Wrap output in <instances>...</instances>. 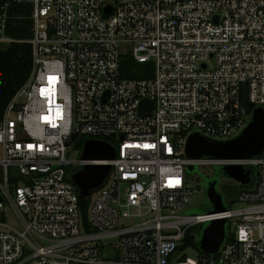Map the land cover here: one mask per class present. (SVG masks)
<instances>
[{
	"label": "built area",
	"instance_id": "1",
	"mask_svg": "<svg viewBox=\"0 0 264 264\" xmlns=\"http://www.w3.org/2000/svg\"><path fill=\"white\" fill-rule=\"evenodd\" d=\"M10 4L31 9L32 64L0 118V264H264V150L184 153L190 134L232 138L248 104L264 108V0H0V42ZM124 55L151 76L121 77ZM82 136L116 139L115 157L68 155ZM85 164L110 166L86 222L67 170ZM223 164L256 168L255 182L224 211L181 212L195 193L187 166ZM216 219V253L178 250Z\"/></svg>",
	"mask_w": 264,
	"mask_h": 264
},
{
	"label": "water",
	"instance_id": "2",
	"mask_svg": "<svg viewBox=\"0 0 264 264\" xmlns=\"http://www.w3.org/2000/svg\"><path fill=\"white\" fill-rule=\"evenodd\" d=\"M108 11V10H107ZM152 109V101L143 99L139 104V111L143 114ZM77 135L74 128L67 143ZM114 137V134L111 135ZM264 150V108L255 107L251 111L250 120L241 132L226 140H212L198 133L188 136L184 153L188 159L211 158L219 160H240L255 157ZM115 147L106 140L86 139L80 152V158L90 159H113ZM194 165H188L190 172ZM110 171L109 165H80L69 175L70 181L78 191V199L82 201L90 193L100 187ZM219 176L232 179L234 182L248 186L251 182V170L241 164L217 165ZM257 175V173H256ZM206 196L212 206L209 212H221L225 210L222 195L216 189V180H210L205 188ZM225 219H216L205 224H200L198 248L205 254L217 252L224 238Z\"/></svg>",
	"mask_w": 264,
	"mask_h": 264
},
{
	"label": "trees",
	"instance_id": "3",
	"mask_svg": "<svg viewBox=\"0 0 264 264\" xmlns=\"http://www.w3.org/2000/svg\"><path fill=\"white\" fill-rule=\"evenodd\" d=\"M31 9L28 5L10 4L6 11V21L4 27V35L12 41L0 42V118L1 115L16 90L22 86L27 80L31 71V45L26 42L31 37ZM134 72H130L132 69ZM151 63L136 64L129 55L121 57L120 75L121 77H147L152 74ZM253 106L247 105V110L250 113ZM85 137H79L77 147H81ZM112 143L111 140H109ZM68 171L75 170L73 168ZM252 170V169H250ZM187 172V171H186ZM251 179L250 185H234L228 189V197H225V205H230L235 199L237 189L239 187H249L253 184ZM89 197L79 201L83 221L86 222L87 209L89 207ZM226 199L229 203H226ZM208 212V211H207ZM205 213V212H201ZM191 227L187 229L183 238L182 244L179 246V251H184L187 247L194 248L199 254H203L197 246V241L192 234ZM184 257V255L182 256Z\"/></svg>",
	"mask_w": 264,
	"mask_h": 264
},
{
	"label": "rangeland",
	"instance_id": "4",
	"mask_svg": "<svg viewBox=\"0 0 264 264\" xmlns=\"http://www.w3.org/2000/svg\"><path fill=\"white\" fill-rule=\"evenodd\" d=\"M87 139V138H85ZM113 145H117V140L114 138H110ZM77 142V141H76ZM75 144L71 149L67 151L68 155H74L77 151L81 152V147H77ZM251 170V179H253V183L256 180V168H249ZM217 166L214 165H194V168L190 172H186V176L188 177V183L195 190L194 196L192 200L185 205L181 212L185 214H197L201 212H207L212 209V206L206 196L205 188L206 184L210 180H216V189L222 195L223 203H225V197H228V189L234 184V181L230 178L219 176L217 173ZM14 217V216H12ZM192 234L194 235L196 241L199 239V225L193 226ZM189 256H193L194 253L191 249H187L186 252Z\"/></svg>",
	"mask_w": 264,
	"mask_h": 264
},
{
	"label": "snow or ice",
	"instance_id": "5",
	"mask_svg": "<svg viewBox=\"0 0 264 264\" xmlns=\"http://www.w3.org/2000/svg\"><path fill=\"white\" fill-rule=\"evenodd\" d=\"M51 79V78H50Z\"/></svg>",
	"mask_w": 264,
	"mask_h": 264
}]
</instances>
